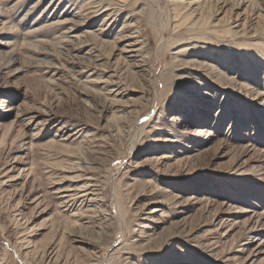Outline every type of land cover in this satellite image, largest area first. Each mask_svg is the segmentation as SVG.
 Returning <instances> with one entry per match:
<instances>
[{"label":"rangeland","instance_id":"rangeland-1","mask_svg":"<svg viewBox=\"0 0 264 264\" xmlns=\"http://www.w3.org/2000/svg\"><path fill=\"white\" fill-rule=\"evenodd\" d=\"M196 1L0 0V262L264 264V0Z\"/></svg>","mask_w":264,"mask_h":264},{"label":"bare ground","instance_id":"bare-ground-1","mask_svg":"<svg viewBox=\"0 0 264 264\" xmlns=\"http://www.w3.org/2000/svg\"><path fill=\"white\" fill-rule=\"evenodd\" d=\"M201 1H198V2L196 1L195 4H197V6H199L202 3L206 4L208 1H211V0H201ZM249 1H250L249 2L250 6L251 5L253 6L255 4V1H257V0H249ZM173 4H174V6H178V7L182 8V9L186 8L188 11H191L193 6H194L191 2L190 3H185L184 1L181 2V3L180 2H173ZM84 6L86 7V9L83 12L90 11V13H93L92 12L93 11L92 4L86 3V4H84ZM81 8H84V7L80 6L79 9H81ZM107 11H109V12L107 13L106 16H109V17L113 16L112 11L111 12H110V10H107ZM195 12H197V10H193V13H195ZM85 17L86 16L76 15V17H74V19H73V22L76 23L74 25L84 26L86 24L85 23V21H86ZM111 19H112V17H111ZM203 20L204 19L202 18V21ZM194 23L197 24V21L194 22ZM208 23H209V21H208ZM74 28H76V27L74 26L73 28H70L69 35H73L71 37H74L75 39H79V37L77 35H75L76 33H75V29ZM93 37H96V36L93 35ZM124 39H126V36L123 33V34H121L119 36L117 41L119 42V41H122ZM144 49H145V47L143 46V42H140L139 38H135L134 37L133 42L127 43L123 47L122 53L135 54V53H138L140 51H144ZM142 61L143 60H141V62ZM140 68H141L140 71L135 72L136 75L137 74L141 75L143 73V69H142L143 67H140ZM76 164L77 163H75V166H76ZM79 165H78V168L80 169L81 167H79ZM72 173H74V174L70 175V176H65L62 179H60L58 182L52 183L53 186H55L54 191H53V195L57 196L58 199H62V201H60L61 203L59 204V207L61 209H63L64 212L70 213V215L72 217H74V218L79 217V215H81V214L86 216V214H88L89 212L93 211L92 209L89 208V207H91V201H93L91 197L98 195L99 186H97L95 184L94 185L92 184V182L94 181L93 179H88L87 182H84L82 185H78L76 182L80 179L81 176L78 175L76 172H72ZM67 181L68 182H72V185L64 187L63 183H65ZM103 211H104V208H102L100 212L99 211L98 212L95 211L94 214H97L96 215V217H97V216H100L99 214H101ZM93 216H88V217H89V219L92 220L95 217V216L94 217ZM89 222H91V221H89ZM85 223H87V222H85ZM106 223H108V222L106 221ZM109 226H110V224H109ZM256 237L255 238L253 237V238L256 239ZM248 245H250V244H248ZM2 261L0 262V264H3ZM95 264H97V263H95Z\"/></svg>","mask_w":264,"mask_h":264}]
</instances>
